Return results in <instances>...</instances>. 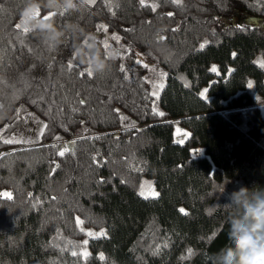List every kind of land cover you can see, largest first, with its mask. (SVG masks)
<instances>
[{
  "label": "trees",
  "instance_id": "1",
  "mask_svg": "<svg viewBox=\"0 0 264 264\" xmlns=\"http://www.w3.org/2000/svg\"><path fill=\"white\" fill-rule=\"evenodd\" d=\"M31 3L0 0V264H217L229 195L264 191V23L224 19L264 17V0H38L22 27ZM89 37L108 65L91 77ZM135 50L165 75L163 116ZM29 113L47 127L27 145Z\"/></svg>",
  "mask_w": 264,
  "mask_h": 264
},
{
  "label": "clouds",
  "instance_id": "2",
  "mask_svg": "<svg viewBox=\"0 0 264 264\" xmlns=\"http://www.w3.org/2000/svg\"><path fill=\"white\" fill-rule=\"evenodd\" d=\"M38 6V0H32L23 15H29ZM47 7H63L67 11L76 8V4L74 0H48ZM33 27L38 28L50 44H57L63 35L51 22H40ZM89 40L92 42L86 47L91 51L85 54L88 57V68H91L93 74L102 73L108 65L101 59L94 39L89 37ZM76 54L80 55L79 49ZM228 201L223 207L230 210L238 208L240 211L230 218L229 243L216 253L217 264H264V191L241 188L231 193Z\"/></svg>",
  "mask_w": 264,
  "mask_h": 264
},
{
  "label": "rangeland",
  "instance_id": "3",
  "mask_svg": "<svg viewBox=\"0 0 264 264\" xmlns=\"http://www.w3.org/2000/svg\"><path fill=\"white\" fill-rule=\"evenodd\" d=\"M38 13V8H36L33 12H31L29 15L24 16L19 21V25L22 27H25L27 24V21L31 18L36 16ZM224 23L227 25H247V26H258L264 23V17L259 16H253L250 15L244 11H237L236 15L232 17L231 19H224ZM136 57L138 60L142 61L144 65H147L148 67V79L151 83L152 87V93H159L160 87H153V85H161L165 81V75L162 71V69L156 65L152 60H149L147 56H145L143 53H141L138 50H135ZM154 70V71H153ZM154 99L152 101V107H155L157 111H160V106L158 104V95H153ZM123 117H126L125 115ZM128 119V117H126ZM25 124L17 132V136L19 140L24 144H32L35 142L37 131L41 129L43 126V122L34 114H27L25 116ZM125 121V120H124ZM139 194L142 196H155L153 193H156V190L153 186L150 187H141L139 189Z\"/></svg>",
  "mask_w": 264,
  "mask_h": 264
},
{
  "label": "snow or ice",
  "instance_id": "4",
  "mask_svg": "<svg viewBox=\"0 0 264 264\" xmlns=\"http://www.w3.org/2000/svg\"><path fill=\"white\" fill-rule=\"evenodd\" d=\"M84 2H85V3H89V2H94V0H84ZM171 2H172L173 4H177V5L180 4V0H171ZM140 5L143 7V6L145 5V0H140ZM151 9H152L153 12H155L156 9H157V5H156V4H152V5H151ZM37 15H38V13H37ZM52 15H54V13H49L47 16L44 17V20H50L51 17H52ZM167 15H168V16H171L172 13L169 12ZM17 27L19 28L20 26L17 25ZM99 29H103L105 32L107 31V28H106L104 25H98V30H99ZM28 31H29V30H28L27 28L24 29V32H25V33L28 32ZM111 39L116 40L117 42H119V39H120V38H119L118 36L113 35V36L111 37ZM159 39L163 40L164 37H163V36H160ZM104 46H105V48L108 47V45H107L106 42L104 43ZM201 47H203V45H201ZM106 58H107V57H105V59H106ZM136 62H137L138 64H141V63H142V61H140V60H137ZM67 67H68V69H72L73 65H72L71 61L68 63V66H67ZM144 67L147 68L148 66H147V65H144ZM261 67H264V63H261ZM86 71H87V75H88L89 77H91L92 74H93L92 71H91V68H88ZM120 71H121V72H124V71H125L123 65L120 66ZM153 71H154V70H153ZM211 71H212V72H217V69H216L215 67H213V68L211 69ZM84 74H85L84 72H81V73H80L81 76H83ZM146 82H147V81H146ZM0 83H3V81H0ZM249 86H251V85H249ZM153 87H160V88H162L163 85H162V84L159 85V86H157V85H153ZM152 95H158V94L154 92V93H152ZM204 95H205L204 93H201V96H202V97H203ZM79 103H80L81 105H83V104H85V100H84V99H81V100L79 101ZM117 111H118V110H117ZM153 112H154L155 114L159 115V116H163V115H164L163 112H157V110H156L155 107H153ZM120 119H121V120H126L127 118L121 116ZM46 127H47V125H43V126L41 127V130L38 132V135H39V136H42V135L44 134L43 129L46 128ZM57 139H59V137H57ZM3 142H4L5 144H11V143H19L20 141H19V140H14V139H6V140H4ZM73 143H74V142H73ZM66 151H67V149L65 148L63 151H59V152H58V155H59V156H64ZM57 167H59V166L57 165ZM53 172H55V169H53ZM101 182H103V181H101ZM141 194H143V193H141ZM0 195H3L4 197H6V198H8V199H11V194H10V193L5 192V193H2V194H0ZM153 195H156V193H153ZM181 212L183 213L184 210L181 209ZM82 223H83V222H82L81 220H79V219L76 221V224H77L78 226L81 225ZM87 235L92 236V235H94V234L91 233V232H89V233H87ZM101 235H103V233H101ZM84 243L87 244V241H85ZM165 246H166V245H165ZM191 252H192V250L189 249V250H188L189 255H191ZM72 254H73L74 256L77 255L76 252H73ZM81 255L84 256V257L86 258L88 254H87V252H84V253H81ZM100 259H104V257L101 256Z\"/></svg>",
  "mask_w": 264,
  "mask_h": 264
}]
</instances>
